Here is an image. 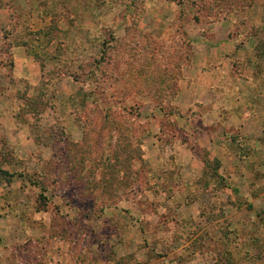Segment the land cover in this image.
Listing matches in <instances>:
<instances>
[{
	"label": "rangeland",
	"instance_id": "1",
	"mask_svg": "<svg viewBox=\"0 0 264 264\" xmlns=\"http://www.w3.org/2000/svg\"><path fill=\"white\" fill-rule=\"evenodd\" d=\"M0 264H264V0H0Z\"/></svg>",
	"mask_w": 264,
	"mask_h": 264
},
{
	"label": "crops",
	"instance_id": "2",
	"mask_svg": "<svg viewBox=\"0 0 264 264\" xmlns=\"http://www.w3.org/2000/svg\"><path fill=\"white\" fill-rule=\"evenodd\" d=\"M20 51V50H19Z\"/></svg>",
	"mask_w": 264,
	"mask_h": 264
}]
</instances>
